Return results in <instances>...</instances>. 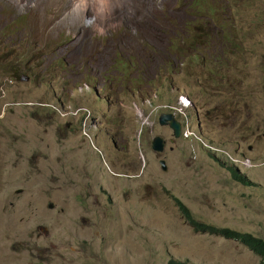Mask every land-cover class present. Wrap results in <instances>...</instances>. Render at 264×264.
<instances>
[{"label":"rangeland","instance_id":"rangeland-1","mask_svg":"<svg viewBox=\"0 0 264 264\" xmlns=\"http://www.w3.org/2000/svg\"><path fill=\"white\" fill-rule=\"evenodd\" d=\"M63 1L0 0V264H166L170 256L260 264L241 241L194 231L166 191L197 219L264 237V0H206L215 9H205L203 28L217 32L205 46L215 57L224 53L216 64L208 51L207 60L183 67L182 58L168 61V16L150 0H111L109 10H98L105 18L95 19L98 33L73 2L60 13ZM73 1L84 10L97 3ZM193 1L164 0L163 7L204 16L192 14ZM92 68L96 86L116 80L113 91L132 113L143 91L145 110L150 101L187 94L195 135L166 141L163 153L146 142L140 176L135 165L128 180L114 175L122 169L104 133L77 129L75 113L63 112ZM121 117L127 121L117 128L135 131L122 109ZM164 128L145 126L141 138ZM98 140L106 143L105 160L97 157ZM209 145L250 160L259 188L239 189ZM92 190H105L112 204L90 199Z\"/></svg>","mask_w":264,"mask_h":264},{"label":"clouds","instance_id":"clouds-1","mask_svg":"<svg viewBox=\"0 0 264 264\" xmlns=\"http://www.w3.org/2000/svg\"><path fill=\"white\" fill-rule=\"evenodd\" d=\"M253 1L255 0H242V5L251 6ZM71 2H73L75 10L79 13L82 23H84L86 26L93 27L96 33H98L100 31V23H95V19L98 18L100 21L105 19L99 14V11L102 10L104 5L99 3L96 6H91L90 9L86 8L84 10V8L75 1L64 0L62 5L63 7L60 13L65 11ZM163 2L164 0H150L149 4L146 5L153 6L156 9L161 8L162 12L166 13L168 16V25L170 28V32L173 35L171 41L164 49V52L168 56V61L174 64L175 59L182 58L180 67H183V65L188 62L207 60V52H212L207 49L205 43L208 35L217 32V28L214 29L211 26L203 28V25L208 17L206 10L212 11L213 9H215V1L210 2V4H208L206 0H204L203 2L201 0L193 1V3L190 5L192 7V14H204V16L193 18H187L178 10H166L163 7ZM147 6H144V8H146ZM88 45L90 46V50L91 45ZM223 53L224 50L221 49L216 57V54L212 53L213 58L210 59V63L216 64L217 62L215 60L218 59L219 55ZM123 63H127V60H123ZM93 70V68L84 70L82 75L84 76L86 82H79L75 86V94L73 97L74 104L68 106V108L63 112L69 113L70 111L75 113V122L77 129H83L85 131L89 130L90 132L95 134V137H98L99 133H104L105 138L113 148L114 162H116V164H119L122 169L119 172L112 171L114 175L128 180L130 176L126 173V171L129 165H135V170H137L136 175H140V168L142 167L144 169L145 166L147 167V159L144 153L141 151V148L145 146L146 142L149 143L153 151L157 153H163L166 141H174H170V137L176 139L178 137L195 135L194 131L189 129L190 119L187 114V108L191 105L192 102L191 98L187 94L180 92L174 101H164L162 103L150 101L148 104V108L145 110L143 107L144 100L149 97L145 95L143 91L140 96L139 105L137 106L135 112L132 113L127 108V103L125 102L126 99L123 98L122 95H117L116 93H114V83H112L111 79L105 81V87L96 86L98 78L93 73ZM132 95H135V93H132ZM121 109L124 115L132 117V128L135 131L129 132V127H127L126 130L123 126L117 128L123 120L127 121V118L121 117ZM158 125L165 126L164 132L153 135L151 139L141 138V134L144 131L145 126H149L150 131H152L153 128ZM86 135L87 137H91L88 132H86ZM94 145L97 148L98 159H107V154L103 150V147L106 146V143H104L102 140H98L96 143H94ZM171 147L172 144L170 143L169 148ZM209 147L211 148V150H213L212 156L217 161H219L220 164L225 166L230 171L232 179L236 183L240 184V187H238L239 189L253 187L259 188V184L255 179V176L251 174L253 165L250 160H238L232 153H230L229 151H225L223 150V148L218 146L209 145ZM214 153L217 154V156ZM222 158L227 162L223 161ZM160 163L162 169L166 170L167 166L165 160L161 159ZM239 164L248 169L249 173L246 174L244 171H242ZM166 192L169 198L179 208L180 212H182L180 205H184L189 210L188 206L181 198L176 195L170 194L168 191ZM88 196L90 199L96 200L105 207H108L112 204L110 195L107 194L105 190H92L88 194ZM30 199H32V195H30ZM50 206L52 207L53 203H50ZM191 215L196 221L214 225V223L202 221L200 219H197L193 214ZM185 219L191 225L194 231H199L193 227V225L186 217ZM233 229L237 228L233 227ZM237 230L246 231L241 229ZM247 233L253 235L254 237H260L264 239V237L254 234L253 231H247ZM234 240L241 241L250 250L256 253L246 242L240 239ZM170 258L186 261L189 264H192L187 259H181L174 256H170L167 261ZM260 258L261 264L262 257L260 256Z\"/></svg>","mask_w":264,"mask_h":264},{"label":"trees","instance_id":"trees-1","mask_svg":"<svg viewBox=\"0 0 264 264\" xmlns=\"http://www.w3.org/2000/svg\"><path fill=\"white\" fill-rule=\"evenodd\" d=\"M7 65H10V63H8ZM14 69H16V67ZM180 207H181V210L184 216L190 221V223L193 225V227L196 230L209 231V233H212V234L222 235L228 238L240 239L246 242L251 247V249H253L257 254H259L262 257L261 264H264V239L263 238L254 237L253 235L248 234L247 231H240V230L228 228V227H219V226H214L213 224L202 223V222L196 221L192 217L189 210L184 205H180ZM167 264H189V263L186 261H181L178 259L170 258L167 261Z\"/></svg>","mask_w":264,"mask_h":264},{"label":"bare ground","instance_id":"bare-ground-1","mask_svg":"<svg viewBox=\"0 0 264 264\" xmlns=\"http://www.w3.org/2000/svg\"><path fill=\"white\" fill-rule=\"evenodd\" d=\"M81 1H83V2H85V3L87 2V0H81ZM99 3H101V4L104 5L103 8L109 10L111 0H97L96 5L99 4Z\"/></svg>","mask_w":264,"mask_h":264},{"label":"flooded vegetation","instance_id":"flooded-vegetation-1","mask_svg":"<svg viewBox=\"0 0 264 264\" xmlns=\"http://www.w3.org/2000/svg\"><path fill=\"white\" fill-rule=\"evenodd\" d=\"M111 81H112V83H116V80H112V79H111ZM172 138H173V137H170V141H173V140H174V138H173V139H172ZM165 141H166V140H165ZM139 176H140L139 174L136 175V177H139Z\"/></svg>","mask_w":264,"mask_h":264}]
</instances>
